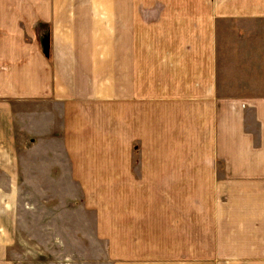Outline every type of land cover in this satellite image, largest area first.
<instances>
[{
    "label": "crops",
    "instance_id": "obj_1",
    "mask_svg": "<svg viewBox=\"0 0 264 264\" xmlns=\"http://www.w3.org/2000/svg\"><path fill=\"white\" fill-rule=\"evenodd\" d=\"M65 189L109 260L264 264V0H0V264Z\"/></svg>",
    "mask_w": 264,
    "mask_h": 264
},
{
    "label": "rangeland",
    "instance_id": "obj_2",
    "mask_svg": "<svg viewBox=\"0 0 264 264\" xmlns=\"http://www.w3.org/2000/svg\"><path fill=\"white\" fill-rule=\"evenodd\" d=\"M126 26L125 33L129 38L128 52L139 53V23ZM119 32L116 25L118 37ZM136 59L139 61L138 58ZM136 78H139V72H133V76L130 77L133 80ZM69 188L71 189V186ZM66 193L65 189L62 200L51 201L53 204H58V208L49 210L39 208L35 214H29L23 213L24 206L21 207L19 235H22L24 244L15 247L11 253V257L18 264H139V247L113 249L112 258L109 260L105 243L87 240L82 232L73 230L74 221L70 217V212L74 203H71ZM37 201L43 208L50 205L48 202L43 204L44 200ZM57 209H60L58 213L61 211L60 217L53 214ZM46 225H50L52 230H45Z\"/></svg>",
    "mask_w": 264,
    "mask_h": 264
}]
</instances>
